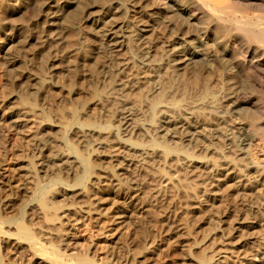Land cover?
<instances>
[{"label": "rangeland", "instance_id": "obj_1", "mask_svg": "<svg viewBox=\"0 0 264 264\" xmlns=\"http://www.w3.org/2000/svg\"><path fill=\"white\" fill-rule=\"evenodd\" d=\"M154 7L148 4L147 9ZM145 22L133 23L136 28L130 23L134 30L130 34L136 36L130 35L124 42L129 43L128 47L124 45L125 49H116L112 55L104 47L102 30L84 19L0 17V222L7 220L2 227L3 232L8 231V234H0L1 264H57L48 259L37 260L31 244L13 235L17 233L16 225L22 221L27 227L31 226L32 232L39 233L38 237L50 249L51 244L56 247L61 243L64 249L67 246V255H87L97 264L107 261L106 264H264V89L254 88V73L260 76L251 69L242 70L241 76L226 72L230 59L238 58L235 59L237 63L244 61V52L255 39L250 41L249 36L244 33L243 37L240 32L239 37H232L235 40L232 46L236 44L232 48L228 44L229 36L209 34L205 48L196 56L195 66L184 68L181 74L175 72L179 77L173 74L175 76L170 78V69L175 66L171 65L174 62L170 63V58L167 59L168 50L181 47L182 41L176 39L181 30L176 28L175 34L162 19L150 18L146 22L149 33H143L144 47L150 53L144 63L135 48V38L137 26ZM188 22L192 25L190 33L186 34L188 41L196 45L200 25L196 21V25ZM179 26L187 28L182 23ZM241 36L251 43L240 41ZM212 38L225 40L221 45L230 52L225 56L221 52L225 53L223 46L215 45ZM163 39L167 42L165 45L161 43ZM255 41L251 48H261ZM212 56L218 57L217 60ZM119 60L123 62V70L118 69ZM106 64L108 67H104ZM143 64L149 71L137 77ZM170 65L172 67L160 75L155 74L156 68ZM166 71L170 72L165 74ZM239 76L245 86L239 82ZM118 79L126 83L121 88L125 90L118 92ZM236 89L244 93L239 99L241 109L236 106L238 112L232 109V113L226 98ZM162 91L164 95L160 96ZM171 94L176 99H172ZM156 96H160L159 99ZM242 99L245 102L240 101ZM121 101L130 105L136 117L125 127L120 124L122 128L118 130V102ZM193 105L199 106L190 110ZM171 116L191 122L199 133L187 134L188 125L183 129L179 127V133L168 132L162 125L165 118L171 121ZM196 120L198 124L194 123ZM88 123L94 126H88L90 129L102 132L97 135L103 143L102 149L93 151L95 149L90 146H79L72 136L75 124L83 128ZM246 134L251 135L253 144L246 149L242 147V151L238 139ZM42 142H47L48 146V151L43 153L37 149L38 145H45ZM150 142H155V147L149 146ZM166 142L174 148L170 146L173 151L165 161L131 155L127 147L134 144L137 149L162 153L161 145L165 143L166 146ZM68 150L80 158L76 157L78 171L63 173L61 169L66 165L57 168L61 161L56 158L58 154L68 155ZM64 158V161L72 160L70 156ZM82 158L90 160L94 166L85 182L92 192L86 193L82 186L76 188L75 194L65 191L62 183L71 186L77 182L73 178L84 176ZM129 183L134 186L130 191L126 187ZM42 186L47 191L56 188L60 193L53 192L54 197L49 195L62 206L59 205L58 219L54 222H47L44 211L34 200ZM140 227L149 233L145 243H139L136 236Z\"/></svg>", "mask_w": 264, "mask_h": 264}, {"label": "bare ground", "instance_id": "obj_2", "mask_svg": "<svg viewBox=\"0 0 264 264\" xmlns=\"http://www.w3.org/2000/svg\"><path fill=\"white\" fill-rule=\"evenodd\" d=\"M148 4H154L155 7L153 9H150L148 10L147 7H148ZM30 9L32 11H30ZM2 16H15V17H23V16H29V17H36V18H48L50 20H60V19H63V20H72V21H76V20H80V19H84L85 21L91 23V24H95L97 25V28L99 27L100 30H102V32L100 34H102V36L104 37V42L105 43L104 47H107V50L108 52L110 53H113L112 55H114L116 53V49H121L122 50V47L124 45H126V47H128V44L124 43L126 39H129L130 34L131 32L130 31H134L132 30V26H134L133 23H136L137 22H144V21H149L150 18L152 17H157V19L159 18L160 20L162 19L163 22H165L168 26L170 27L174 32V31H177L175 30L176 28H179L181 31H178L179 33V36L176 37V39H179L182 41V43L179 45L181 47H171L168 51H169V57L167 59L170 58L171 62L170 63H173L171 65L175 66L174 69H172L171 65L170 67H168V63H167V68H165V66L163 68H156L154 71H155V74H158L160 75V73L162 71H165L166 69L168 68H171L170 71L172 72L171 74H169L170 78H173V76H175L176 74L178 75L179 73H175V72H179L180 71V74H181V70H183L184 68H188L190 69L189 67L196 63V56L197 55H200V53H202L203 49L205 48L206 44H207V40L208 39V36L209 34H215L216 36V33L219 34V36L222 37V35H225V36H229L230 37V40H228V44H229V47H231L234 43H235V40L234 38L232 39V37H237L238 34L240 32H242L243 34V37H245L244 33L250 37V41H251V38H254L255 40V43H257L259 46L260 44V47H264V0H0V17ZM159 16V17H158ZM134 21H137V22H134ZM151 21V20H150ZM188 21H196L197 23H199L198 25H200V31H199V35L197 34V38H196V45H192L190 43V41H188V38H187V35L186 34H189L191 30V28H189V26L191 25ZM145 22V23H146ZM194 22L192 24L196 25L197 23ZM99 23V24H98ZM130 23H132L133 25L130 26ZM149 23V22H148ZM180 23H182L185 27L187 28H184L182 29V26L180 27ZM142 24V23H141ZM94 25V26H95ZM138 25V24H137ZM192 26V25H191ZM131 27V30L129 29ZM136 28V26H134ZM149 27V25H147V23L144 25H141V27H138V34H137V31H136V34L138 35L137 36V39L135 38V41H136V44H137V47L135 48H138L140 54H141V57L144 61V63H146V61H148L149 57L148 55V50L145 49L144 45H146V43H144L145 41V36L144 34L146 32H148V30H146L147 28ZM197 27V26H196ZM194 29V28H193ZM198 29V28H197ZM196 29V30H197ZM100 32V31H98ZM196 32V31H195ZM133 33V32H132ZM135 33V32H134ZM144 33V34H143ZM149 33V32H148ZM175 33V32H174ZM177 33V34H178ZM98 34V33H97ZM176 34V33H175ZM173 34V35H175ZM134 36H136L135 34H133ZM132 35V36H133ZM172 35V36H173ZM186 35V38H184ZM131 36V37H132ZM212 36V35H211ZM214 36V37H215ZM240 36V35H239ZM238 36V37H239ZM161 37V36H160ZM189 37V36H188ZM196 37V36H195ZM147 38V37H146ZM158 38V37H157ZM156 38V40H157ZM224 38V36H223ZM222 38V39H223ZM247 38V37H246ZM159 39V38H158ZM162 39V38H160ZM132 40H133V37H132ZM212 42H214L215 45H217L218 47L220 46H223L221 45L222 44V41H225V40H222L221 39H214L212 38ZM240 40V39H239ZM238 40V41H239ZM128 42H130L129 40H127ZM159 41V40H158ZM164 45L167 43L165 42V40H161ZM240 41H244L242 40V36H241V40ZM245 41L247 42V39H245ZM244 41V42H245ZM248 39V42L251 43ZM253 39H252V43L254 42ZM133 42V41H131ZM160 42V41H159ZM158 42V43H159ZM211 42V41H210ZM237 42V41H236ZM247 42V43H248ZM149 43V42H148ZM160 43V44H161ZM194 43V42H193ZM243 43V42H242ZM250 45V47L246 50L245 53V57H244V61H240L237 63L236 60H238V58L235 60L234 58L230 59V64L228 66V70L226 72H229V73H237V75H240L241 73L243 74L244 72V69L248 68V69H251L252 71L256 72L260 77H258L255 73V77H256V80L254 82V88L255 89H259V90H263L264 89V70L261 71V69L264 68V51L262 50L261 51V48H251L252 45L254 46V44ZM134 44V42H133ZM162 44V45H163ZM226 43V46L228 45ZM135 45V44H134ZM163 45V46H164ZM213 45V44H212ZM236 45V44H235ZM234 45V46H235ZM247 45V44H246ZM173 46V45H171ZM214 46V45H213ZM216 46V47H217ZM232 46V48L234 47ZM242 46V45H241ZM239 45V47H241ZM248 46V45H247ZM208 47V46H207ZM206 47V48H207ZM238 47V45H237ZM244 47H245V43H244ZM124 48V47H123ZM134 48V49H135ZM148 48V47H147ZM169 48V47H167ZM224 49L225 53L223 51H221L225 56L227 55V53L230 52V49H228L227 47H221ZM235 48V47H234ZM243 48V46L241 47ZM246 48V47H245ZM104 49V48H103ZM125 49V48H124ZM166 49V48H165ZM219 49V48H218ZM264 49V48H262ZM120 50V51H121ZM221 50V49H220ZM136 51V50H135ZM233 51V50H232ZM138 52V51H137ZM221 53V54H222ZM232 54H234L233 52H231ZM168 54V53H166ZM202 55V54H201ZM119 56V55H118ZM232 56V55H231ZM236 55H234L235 57ZM240 56V55H239ZM214 56H212L211 58H213ZM224 57V56H223ZM221 56V58H223ZM237 57V56H236ZM243 57V55H242ZM218 58V57H217ZM217 58H213L214 60H217ZM230 58V56H229ZM209 59V58H208ZM220 59V58H219ZM218 59V60H219ZM242 59V58H241ZM212 60V59H211ZM212 60V61H214ZM224 60V59H223ZM229 60V59H228ZM142 61V62H143ZM221 61V60H220ZM125 62V61H124ZM218 62V61H217ZM223 62V61H222ZM222 62H219L222 64ZM242 62V63H240ZM129 63V62H128ZM148 63V62H147ZM227 64V62H224ZM105 64V63H104ZM135 64V63H134ZM225 64V65H226ZM118 69H122L123 68V62L121 60L118 61ZM126 65H127V62H126ZM138 65V64H137ZM164 65V64H163ZM161 65V66H163ZM220 65V64H219ZM218 65V66H219ZM228 65V64H227ZM227 65L225 66V68L227 67ZM143 67H141L140 69V72L137 73V77L139 76H142L144 73L146 74V72L148 73L149 69L146 67L147 65L146 64H143L142 65ZM159 66V65H158ZM195 66V64L193 65ZM100 67V66H99ZM102 67V66H101ZM104 67H108L107 64L106 66ZM138 67V66H137ZM150 67V66H149ZM157 67V66H156ZM192 67V66H191ZM222 67V66H220ZM155 68V67H154ZM153 68V69H154ZM209 68V67H208ZM224 68V67H223ZM104 69V68H103ZM184 69V70H185ZM123 70V69H122ZM139 70V69H138ZM183 70V71H184ZM223 70V69H222ZM243 70V72H242ZM169 71V72H170ZM247 71V70H246ZM119 72V71H118ZM137 72V71H136ZM169 72L166 71L165 74H168ZM187 72V71H186ZM194 72V71H193ZM249 72V71H247ZM106 73V72H105ZM108 73V72H107ZM106 73V74H107ZM119 73H122L121 70ZM118 73V75H119ZM183 73V72H182ZM150 74V73H149ZM152 74V73H151ZM163 74V73H162ZM175 74V75H173ZM179 74V75H180ZM192 74V73H191ZM246 74V73H245ZM173 75V76H172ZM176 75V76H177ZM178 75V77H179ZM189 75V74H188ZM231 75V74H229ZM250 75V74H249ZM248 75V76H249ZM145 76V75H144ZM151 76V75H150ZM165 76V75H164ZM182 76V75H181ZM226 76V75H225ZM241 76V75H240ZM239 76V77H240ZM253 76V75H252ZM148 77V76H146ZM144 77V78H146ZM158 77V76H157ZM160 77V76H159ZM196 77V76H195ZM243 77V76H242ZM119 78V77H118ZM155 78V76H154ZM153 78V82H154V79ZM177 78V77H176ZM197 78V77H196ZM234 78V77H233ZM232 78V79H233ZM254 78V77H253ZM139 79V78H138ZM180 79V78H179ZM231 79V80H232ZM246 79V77H245ZM141 80V79H140ZM157 80V79H156ZM167 80V79H166ZM168 80L169 77H168ZM175 80V79H173ZM198 80V79H197ZM235 80V78H234ZM243 80L241 79L240 77V80L239 82ZM249 80V79H248ZM131 81V80H130ZM162 81V80H161ZM238 81V80H237ZM246 81V80H245ZM250 81V80H249ZM248 81V82H249ZM171 82V81H170ZM179 82V81H178ZM177 82V83H178ZM232 82V81H231ZM236 82V81H234ZM238 82V83H239ZM244 82V81H243ZM126 84L124 82V80H120L118 79V92L121 88L125 87ZM152 83V82H151ZM155 83V82H154ZM142 84V83H141ZM172 84V83H171ZM192 84V83H191ZM241 84H245V83H242L241 81ZM253 84V83H252ZM124 85V86H123ZM148 85V84H147ZM153 85V84H152ZM236 85V83H235ZM235 85H231V86H235ZM117 86V85H116ZM237 86V85H236ZM245 86V85H244ZM253 86V85H252ZM248 87V85H247ZM249 87L251 88L250 84H249ZM234 88V87H233ZM231 88V89H233ZM240 88V86H239ZM246 89V87H244ZM253 88V87H252ZM251 88V90H253ZM91 89V88H90ZM178 89V88H177ZM235 89V88H234ZM241 89V88H240ZM117 90V88H116ZM122 91L125 90V89H121ZM141 90V89H140ZM242 90H244L242 88ZM242 90H238L236 89V92H234L233 94H231L229 97H227V101L229 102V106H230V111L229 112H232V109H236V106H239L238 107V110L240 108L241 105H239V99H241L240 97L243 95L244 91ZM248 88V94L250 95L251 93L249 91ZM143 91V89H142ZM155 91V90H154ZM158 91V90H157ZM246 91V90H245ZM258 91V90H257ZM256 91V93H258ZM264 91V90H263ZM262 91V92H263ZM138 92V91H137ZM159 92V91H158ZM171 92H173L171 90ZM170 92V93H171ZM260 92V91H259ZM261 92V93H262ZM99 93V92H98ZM156 93V92H155ZM169 93V94H170ZM246 93V92H245ZM264 93V92H263ZM159 93H157L158 95ZM162 94V95H161ZM160 96H163V91L161 92ZM246 94V96L248 95ZM253 94V93H252ZM97 95V94H96ZM154 95V94H153ZM245 95V94H244ZM261 95V94H260ZM264 95V94H263ZM160 96H156L158 99ZM252 96V95H251ZM126 97V96H125ZM171 97H172V94H171ZM171 97H169L171 99ZM249 97V96H248ZM155 98V96H154ZM166 98V96H165ZM175 98V97H172V99ZM258 98V97H257ZM153 99V98H152ZM163 99V97H162ZM161 99V101H162ZM167 99V98H166ZM168 99V100H170ZM176 99V98H175ZM245 99V97H244ZM259 99V98H258ZM120 100V99H119ZM126 100V99H125ZM156 100V99H154ZM250 100V99H249ZM160 100L158 101V104L159 102H161ZM172 101V100H171ZM174 101V100H173ZM240 101H244L245 100H240ZM121 102H118V126H117V129H121V125H123L125 127V125L129 124L130 122H133L134 120V117H136V112L134 113L132 111V108H130L129 104L124 101ZM156 102V101H155ZM163 102V101H162ZM252 102V101H251ZM257 102V101H256ZM172 103V102H171ZM249 103V102H248ZM175 104V102L173 103V105ZM228 104V103H227ZM245 104V103H244ZM247 104V103H246ZM160 105V104H159ZM162 105V103H161ZM160 105V106H161ZM197 105V104H196ZM196 105H193V108H190V110L192 109H196ZM249 105V104H248ZM188 106V105H187ZM196 106V107H195ZM228 106V105H227ZM254 106V105H253ZM252 106V107H253ZM257 106V105H256ZM163 107L166 108V105ZM171 107V106H170ZM169 107V108H170ZM251 107V108H252ZM228 108V107H227ZM160 109V108H159ZM162 109V108H161ZM241 109V108H240ZM244 109V108H242ZM248 109V108H247ZM238 110L236 112H238ZM172 111V109H171ZM189 111V110H188ZM195 111V110H194ZM159 112V111H158ZM163 112V110H162ZM197 112V111H195ZM195 112L194 115H195ZM234 112V111H233ZM232 112V113H233ZM241 112V111H239ZM160 113V112H159ZM192 114V112H190ZM189 113V114H190ZM176 114V113H175ZM202 114V113H201ZM169 115V114H168ZM173 115V114H171ZM252 115V114H251ZM179 116V114L177 115V117ZM198 116V115H197ZM200 116V115H199ZM198 116V117H199ZM204 116V114H203ZM161 117V116H160ZM159 117V118H160ZM172 117V116H171ZM174 117V116H173ZM171 119V121L167 120L168 119V116H167V119L165 118V122H164V125H162V127L164 126L165 127V130H167L168 132H171L173 131L172 133H179L181 129H183L186 125H188L185 129L188 131L187 134L189 133V135L193 136L195 135V133H199V131H197V127L196 126H192L191 122L188 123L187 122H184V118L181 119V120H176L175 117ZM191 117H194V116H191ZM202 117V116H201ZM139 118V117H138ZM158 119V118H157ZM164 119V118H162ZM174 119V120H173ZM196 119L195 117L193 118V120ZM199 119V118H197ZM164 121V120H163ZM190 121V120H189ZM198 120H196L194 123L195 124H198ZM201 122V121H200ZM224 122V121H223ZM222 122V123H223ZM135 123V122H134ZM158 123V121H157ZM220 123V122H219ZM225 123V122H224ZM78 125V123H76ZM73 126L72 128V136L74 137V139H77L76 141L79 142V146L83 145L84 147H88L90 146L91 149H95L93 151H97L99 149H102L103 148V143L102 141H100V136H97V135H101L102 132L100 131H97L95 128L94 129H90L88 126H92L91 124H87V126H83V128L80 126ZM121 124V125H120ZM200 124V123H199ZM218 124V121L217 123ZM85 125V124H84ZM194 125V124H193ZM224 125V124H223ZM263 125V124H262ZM114 126V125H113ZM132 126V125H130ZM219 126V125H218ZM87 127V128H86ZM94 127V126H92ZM108 127V126H107ZM111 127V126H110ZM159 127V126H158ZM163 127V128H164ZM181 127V129L179 128ZM193 127V128H192ZM215 127V126H214ZM258 127V126H257ZM99 129L101 128V125L98 127ZM160 128V127H159ZM154 129V128H153ZM185 129H184V132H185ZM192 131H191V130ZM202 129V128H201ZM201 129H198V130H201ZM215 129V128H214ZM219 129V128H217ZM216 129V130H217ZM221 129V127H220ZM222 130V129H221ZM113 131V130H112ZM140 131V130H139ZM218 131V130H217ZM104 132V131H103ZM118 132H121V131H118ZM136 132V131H135ZM157 132V131H156ZM159 132V130H158ZM192 132V133H191ZM195 132V133H194ZM215 132V131H214ZM220 132V130H219ZM133 133V132H132ZM118 134V133H117ZM183 134V133H182ZM185 134V133H184ZM193 134V135H192ZM221 134V133H220ZM104 135V134H103ZM122 135V134H121ZM71 137V138H73ZM94 137L96 139H94ZM99 137V138H98ZM103 137V136H101ZM180 137V136H179ZM188 137V136H187ZM203 137V136H202ZM253 137V135H252ZM222 138V137H221ZM99 139V140H98ZM115 139V138H114ZM253 138H251V135H244L242 138L238 139L240 142V145L239 147L241 146V150H242V147L243 149L246 147H250L253 143ZM73 140V139H72ZM71 140V141H72ZM105 140V139H104ZM74 141V142H76ZM50 142V141H49ZM73 142V141H72ZM158 142V141H157ZM156 142V143H157ZM45 144V142H42ZM51 143V142H50ZM49 143V144H50ZM53 143V142H52ZM155 143V142H154ZM154 143L150 142V145L149 146H154ZM167 143V142H166ZM169 143V142H168ZM167 143V145H168ZM42 144V145H44ZM47 144V142H46ZM46 144L44 146H37V149L39 151H41L43 153V151H48L46 150L48 146H46ZM56 144V143H54ZM65 144V143H64ZM69 144V142H68ZM127 144V143H126ZM129 144V143H128ZM136 144V143H135ZM159 143H157L158 145ZM239 144V143H238ZM70 145V144H69ZM68 145V146H69ZM134 145V144H133ZM131 144V146H127L129 148V154H133V155H136V156H140V157H151L152 158H160V159H163L164 161L166 159H168L169 155L172 154V151L174 147H171L168 145L165 146V143L163 145H161L162 147L160 149H162V153H158V152H148V151H145V148L144 149H137V148H134L135 146H133ZM156 145V146H157ZM57 146V145H56ZM67 146V145H66ZM133 146V148H132ZM141 146V144H140ZM138 146V147H140ZM145 146V145H144ZM148 146V145H147ZM160 146V145H159ZM158 146V147H159ZM50 147H51V144H50ZM105 147V146H104ZM121 147H124V146H121ZM137 147V146H136ZM142 147V146H141ZM52 148H53V145H52ZM58 148V147H57ZM81 148V147H80ZM127 148V150H128ZM153 148V147H152ZM176 148V147H175ZM31 149V148H30ZM73 148L69 149L70 151H72ZM89 149V148H88ZM148 149V148H147ZM34 150V148H33ZM65 150V149H64ZM66 151L67 153H69L70 151ZM126 150V151H127ZM189 150V149H188ZM103 151V150H102ZM133 151V152H132ZM177 151V150H176ZM243 151V150H242ZM92 152V151H91ZM100 152V151H99ZM50 153V152H49ZM52 153V151H51ZM75 152H72V153H69L68 155L66 154L65 156H70V158L72 160H69V161H64V155L61 156V154H58V158H56L57 156H55L56 159H58L59 161H61V165H56L57 168L58 166H62V165H66L64 166L61 170L68 172H75L76 170L78 171V167H77V164L76 162L78 161L77 158L80 160L79 157H77L78 155H75L73 154ZM175 153V151H174ZM187 153V152H185ZM64 154V153H63ZM77 154V153H76ZM92 154V153H91ZM189 154V153H188ZM187 154V156H188ZM45 155V154H44ZM77 157V158H76ZM131 157V156H130ZM196 157V156H195ZM45 158V157H44ZM69 158V157H68ZM156 158V159H157ZM190 158V156L188 157ZM83 160H81L80 162L83 163V171L84 172V176H81L80 178L78 177L77 179L76 178H73L75 179V181H77L75 184H71L70 185H67L66 183L67 182H64L62 184H64L65 188L64 190L65 191H68V192H72L73 194H75L74 192L77 191V187L78 186H82V188L85 189L86 193H91L92 190H91V187H87V184L85 182H87V179L89 180V178H87L88 176H90L91 173H93L92 171H94L92 164H90V160H84V158H82ZM132 159V158H131ZM156 159H153V160H156ZM193 159V158H191ZM190 159V160H191ZM204 159V158H202ZM158 160V159H157ZM206 160V159H205ZM84 161V162H83ZM88 161V162H87ZM90 161V162H89ZM44 162V161H43ZM95 162V161H94ZM124 162V161H123ZM167 162V161H166ZM125 163V162H124ZM123 163V164H124ZM158 163H160V161H158ZM44 164V163H43ZM56 164V163H55ZM54 164V165H55ZM120 164V163H119ZM154 164V163H153ZM162 164V163H161ZM37 165V164H36ZM42 165V164H41ZM82 165V164H81ZM79 165V167L82 168V166ZM95 165V164H94ZM129 165V164H128ZM48 168V167H47ZM35 169V168H34ZM42 169V168H41ZM127 169V168H126ZM47 170V169H46ZM151 170V169H150ZM42 172V171H41ZM115 172V171H114ZM112 172V173H114ZM151 172V171H150ZM40 173V172H39ZM52 173V172H51ZM82 173V172H81ZM147 173V171H146ZM89 174V175H88ZM116 174V173H115ZM151 174V173H150ZM167 174V173H166ZM38 175V174H37ZM83 175V174H82ZM114 175V174H113ZM168 175V174H167ZM71 176V175H70ZM93 176V175H91ZM110 176V175H109ZM119 176V175H118ZM117 177V176H116ZM39 179H41L40 177H38ZM109 178V177H108ZM118 178V177H117ZM146 178V177H145ZM106 179V178H105ZM104 179V180H105ZM36 180V179H35ZM120 180V179H119ZM118 181V180H117ZM121 181V180H120ZM38 182V181H37ZM61 182V181H60ZM69 182V181H68ZM70 183V182H69ZM74 183V181H73ZM91 183V182H90ZM123 183V182H122ZM125 183V182H124ZM123 183V184H124ZM128 183V182H127ZM140 183V182H139ZM59 184V183H58ZM61 184V185H62ZM136 183H134L135 185ZM39 186V182L37 184ZM90 185V184H89ZM109 185V184H108ZM138 185V184H137ZM235 185V184H234ZM52 186V185H51ZM63 186V185H62ZM132 183H129L126 185L127 189L132 190ZM252 186V185H250ZM40 187V186H39ZM56 187V186H55ZM134 187V186H133ZM234 187V186H233ZM263 187V186H262ZM38 188V187H37ZM44 188V189H43ZM52 188V187H51ZM81 188V187H80ZM81 188V189H82ZM248 188V187H246ZM41 189V188H40ZM43 189V190H42ZM42 189H41V192L39 193V195L37 197H33L34 200H37L36 202H38V205L40 207V209L42 210V212L44 211V214H45V217H46V220L47 222L48 221H53L57 218V212L59 210V205L60 204H57L56 200L53 198V192H57L58 189H49V191H47V189H45V187L42 186ZM98 189V188H97ZM36 190V188H35ZM46 190V191H44ZM54 190V191H53ZM122 190V189H121ZM248 190V189H247ZM249 191V190H248ZM253 191V190H252ZM39 192V191H36V193ZM94 192V191H93ZM251 192V191H250ZM34 193V192H33ZM58 193V192H57ZM67 193V192H66ZM65 193V194H66ZM85 193V194H86ZM52 194L53 197H49V195ZM60 194V193H58ZM69 194V193H68ZM67 194V195H68ZM72 194V195H73ZM116 194V193H115ZM118 194V193H117ZM247 194V193H246ZM256 194V192H255ZM88 195V194H87ZM249 195V194H248ZM26 196V195H25ZM29 196V195H28ZM34 196H36L34 194ZM70 196V195H69ZM74 196V195H73ZM73 196H71L73 198ZM180 196V195H179ZM182 196V195H181ZM234 196V195H233ZM237 196V195H236ZM247 196V195H246ZM76 197V196H75ZM248 197V196H247ZM255 197V196H254ZM262 197V196H261ZM77 198V197H76ZM180 198V197H179ZM236 198V197H235ZM26 199V198H25ZM68 199V198H66ZM78 199V198H77ZM181 199V198H180ZM258 200L260 199V197L257 198ZM256 200V199H255ZM263 200V199H262ZM2 201V200H0ZM22 201V200H21ZM32 201V200H30ZM28 202V201H27ZM258 202V201H257ZM235 203V202H234ZM254 203V202H253ZM262 203V202H261ZM6 205V204H5ZM24 205V204H23ZM27 204H25L26 206ZM73 205V204H72ZM29 206V205H28ZM75 206V205H74ZM24 207V206H23ZM60 207H62L60 205ZM24 210H26V208H23ZM33 210V209H32ZM60 211V210H59ZM23 212V211H22ZM40 212V211H39ZM249 212V211H247ZM23 213H26V211H24ZM246 213V212H245ZM27 214V213H26ZM37 214V213H36ZM35 214V215H36ZM251 214V213H250ZM250 214L248 215V217L250 216ZM253 215V214H252ZM23 217H25L26 215L25 214H22ZM29 216V215H27ZM263 216V215H262ZM20 217V216H19ZM21 217V218H23ZM246 217V215H245ZM124 218V217H122ZM58 219V218H57ZM237 219V217H236ZM249 219V218H248ZM261 219V218H259ZM14 220V219H13ZM18 220V219H17ZM24 220V219H22ZM21 220V221H22ZM27 220V219H26ZM45 220V219H44ZM151 220V219H150ZM7 221V220H5ZM5 221L4 224H5ZM16 221V220H15ZM57 221V220H56ZM3 222H0V234H8L7 232H3V225L2 224ZM99 222V221H97ZM150 222V221H149ZM14 223V222H13ZM18 222H16L17 224ZM29 223V222H27ZM49 223V222H48ZM108 223V222H107ZM262 223V222H261ZM7 224V223H6ZM14 224V225H16ZM102 224V223H101ZM169 224V223H168ZM11 225V223H10ZM98 225V224H97ZM148 225V224H147ZM3 226V227H2ZM9 226V224H8ZM28 226V225H27ZM25 224H24V221H22V223H18L16 225V229H17V233L16 234H13L14 236H18L17 238L23 240V242L27 241L31 244V247H33L35 253V255H37V260H49L51 261V263H57V264H97L95 263L96 261L95 260H91L90 258L86 256H79L77 255L78 253H72L70 255H67L66 254V249H67V246H66V249H64V247H62L61 243L60 244H57L56 247H53V244H51L52 248L50 249L46 244H44L37 234H35L34 232H32L33 230L29 229L31 228V226L27 227ZM95 226V225H94ZM101 226V225H100ZM175 226V225H174ZM142 227H145V226H142ZM161 227V226H160ZM176 227V226H175ZM139 228V227H138ZM148 228V227H147ZM58 230V229H57ZM136 230V229H135ZM171 230V229H170ZM68 231V230H67ZM60 232V231H59ZM258 232V231H257ZM70 233V232H69ZM148 233V232H147ZM146 233V228H141L140 229H137L136 231V236L137 238L140 240L139 243L142 241V243L146 241V239L148 238V234ZM1 234V235H2ZM59 234V233H57ZM135 234V233H134ZM263 234V233H262ZM11 236H13L12 234H10ZM4 236V235H3ZM8 236V235H7ZM10 236V237H11ZM59 236H61L59 234ZM135 238V237H134ZM136 239V238H135ZM58 240V239H57ZM120 242V241H119ZM125 242V241H123ZM122 242V243H123ZM138 242V241H137ZM121 243V242H120ZM138 243V244H139ZM141 243V244H142ZM63 244V243H62ZM67 244V243H66ZM124 244V243H123ZM69 245V244H68ZM140 245V244H139ZM50 246V247H51ZM65 246V245H64ZM70 246V245H69ZM141 246V245H140ZM139 246V247H140ZM121 247V246H120ZM123 247V246H122ZM142 247V246H141ZM116 248V247H115ZM64 249V250H63ZM88 249V248H86ZM134 249V248H133ZM147 249V248H146ZM32 250V249H31ZM90 249H88L89 251ZM141 250V249H140ZM145 250V249H143ZM33 251V253H34ZM123 251V250H122ZM151 251V250H150ZM112 252V251H111ZM124 252V251H123ZM1 254V253H0ZM114 254V253H113ZM112 255V254H111ZM119 255V254H118ZM33 257V256H32ZM119 257V256H118ZM117 257V258H118ZM43 258V259H42ZM1 259V258H0ZM108 259V257H107ZM1 261V260H0ZM30 261V260H29ZM110 261V260H109ZM207 261V260H206ZM113 262V261H111ZM33 263V262H31ZM50 263V262H49ZM108 263V261L106 262ZM106 263H103V264H106ZM119 263V262H118ZM1 264V263H0ZM110 264V263H109Z\"/></svg>", "mask_w": 264, "mask_h": 264}]
</instances>
